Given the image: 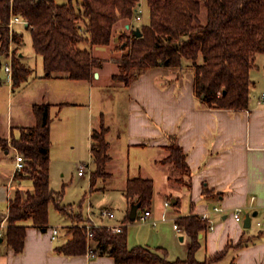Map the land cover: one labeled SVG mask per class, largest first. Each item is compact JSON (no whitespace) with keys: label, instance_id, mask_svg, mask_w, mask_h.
Wrapping results in <instances>:
<instances>
[{"label":"crops","instance_id":"obj_1","mask_svg":"<svg viewBox=\"0 0 264 264\" xmlns=\"http://www.w3.org/2000/svg\"><path fill=\"white\" fill-rule=\"evenodd\" d=\"M142 3L145 1L142 0L141 5ZM133 22L120 21L116 25L113 42L109 46L82 44L83 48L90 49L94 58L101 61L96 67L98 79L95 78L88 83L95 86L103 80L121 94L126 91L124 99L102 97L97 108L101 111L97 115L94 130L100 129L103 120L105 127L108 128L106 138L110 143L111 157L106 168L109 176L102 179L112 181L117 172V165L125 163L126 175L121 190L125 196L128 180L138 177L152 180L154 196L150 209L155 210L154 220L160 219L167 200L172 201L176 211L175 222L180 217L208 213L213 229L209 227L199 235L201 246L196 253L198 260H204L230 245L231 248L219 264H264V98L261 96L258 101L252 99V87L249 109L210 108L195 94V70L187 61L181 68L151 67L129 86L113 81L112 76L119 70L115 60L128 52L126 49L116 50L117 36L120 33L130 34L140 28ZM16 25L30 31L33 29L24 22ZM15 32L18 41L12 45L14 50L18 51L22 62L30 68L31 74L19 87H13L12 84H6L0 79V138H20L23 128L34 127L37 124L33 105L49 104L52 118L51 143L54 144L55 129L67 126L66 123L61 124L62 112L69 111V120H77L78 110L85 105L80 97L83 89L76 86L80 85L78 82L85 81L58 76L46 77L43 58H41L43 74L38 75L36 69L29 65L28 56L23 52L22 34L18 29ZM103 49H106V53ZM109 64L114 67H107ZM262 68L264 53H259L250 72L253 86L256 85L255 80L262 76ZM253 74H256L255 80ZM38 81L41 83L38 88L39 99L22 97L15 103L17 97L23 95ZM120 100L124 101L123 111L112 109ZM89 119L90 115L87 119L90 127ZM71 125L73 124L70 123L69 128ZM173 138L187 156V163L191 169L190 177L184 175L173 164L163 163L169 155L166 146ZM91 160L94 165L92 157ZM15 165L16 151L0 147V217L7 216L10 201L16 191L24 193L33 190L32 179L31 181L26 178L15 179ZM85 165L91 170L89 164ZM93 167L95 169V165ZM158 179L161 188H157ZM94 187L91 185V189ZM126 200L128 214L131 204L127 197ZM183 204L184 212L181 211ZM216 206L222 208V211L215 212ZM236 208L244 209L243 221L234 219L233 212ZM255 212L257 215L252 216ZM247 215L252 216L249 228L244 227ZM83 216L87 218V214ZM127 216L115 220L112 225L124 226ZM136 220L137 217L134 222ZM76 225L79 224L75 220L62 228L53 227L49 223V228L42 230L32 226L30 222L27 223L25 247L21 254H16L8 246L4 231L0 237L2 240L0 264H120L107 254L97 255L92 259L88 253L75 256L60 253L58 249L70 240L72 235L69 230ZM149 225L145 241L135 245L141 244L140 246L151 250L166 249L170 260L187 258L190 238L184 230L177 232L174 224L168 222H159L157 226L152 223ZM55 228H58L59 233L53 239ZM132 244L134 246V243ZM128 246L132 248L129 241Z\"/></svg>","mask_w":264,"mask_h":264},{"label":"trees","instance_id":"obj_2","mask_svg":"<svg viewBox=\"0 0 264 264\" xmlns=\"http://www.w3.org/2000/svg\"><path fill=\"white\" fill-rule=\"evenodd\" d=\"M150 20L139 28L141 36L120 33L119 48L128 49L117 58L118 73L113 81L129 86L151 67L181 68L185 61L195 70L196 96L210 108L245 110L251 102L253 82L250 72L257 54L264 53V0H144ZM142 0H0V65L2 56L9 55L17 34L11 28L12 16H20L32 27L33 47L42 56L45 76H58L75 81L95 80L96 67L101 64L82 44L105 47L113 42L116 25L132 21ZM205 8V13L203 14ZM204 16V17H203ZM134 33V32H133ZM13 87L26 82L30 68L21 58H12ZM37 119L34 127L23 128L20 138H11L12 148L23 155L25 168L15 179H32L33 190L16 191L8 209L6 241L16 254L25 247L27 223L39 229L49 227V207L62 193H55L50 184L51 165V105L35 104ZM103 120L100 129L92 133L91 154L95 169L91 173L94 187L99 178H107L110 143ZM0 147L9 149L6 138ZM171 163L190 177L187 156L174 138L166 146ZM126 197L138 213L150 208L154 182L142 177L128 180ZM178 205V202L177 204ZM80 209L82 204L79 205ZM71 209V208H70ZM73 212V211H72ZM77 219L82 223L72 227L70 240L58 251L68 256L88 253L85 219L82 211ZM5 216L0 217V222ZM130 213L119 233L107 225L94 228L90 248L97 255L107 254L120 264H219L231 248L198 260L201 246L199 235L208 230L210 222L191 214L177 222L190 238L186 259L170 260L166 249L151 250L145 246H128Z\"/></svg>","mask_w":264,"mask_h":264},{"label":"rangeland","instance_id":"obj_3","mask_svg":"<svg viewBox=\"0 0 264 264\" xmlns=\"http://www.w3.org/2000/svg\"><path fill=\"white\" fill-rule=\"evenodd\" d=\"M205 13V8L203 14ZM204 17V16H203ZM150 20V12L146 2L141 5V16L140 20L134 21L136 25L142 27V25H147ZM127 22V21H126ZM20 31L19 33L23 36L24 46L23 52L28 56V63L32 68H35L38 75L43 74V66H42V57L41 55L35 53L33 48V38L32 32L29 29L24 28L23 26L14 25V29ZM130 34H134L133 32ZM116 37V36H115ZM122 39H119V35L116 40V48H119L120 42ZM104 52L106 53V49ZM128 50V49H126ZM19 57L18 51L14 50V45H11L9 55L2 56L1 65H0V79L1 81H5L6 84H9L6 81L7 73L5 72L6 64L11 63V58ZM107 67L112 68L114 65L109 64ZM118 69V67H117ZM262 76L256 79L253 74L256 85L253 86L252 89V99L255 101L259 100L264 93V68H262ZM98 79V78H97ZM50 82V81H44ZM39 81L33 84V86L26 91L23 95L17 97L15 100L19 102V100L24 97L25 99H39ZM43 84V83H42ZM80 85L78 89H83L80 97L82 98V103L85 105L80 107L78 110V119L77 120H69V111L62 112L61 119L62 123H66V128L63 126L58 127L54 131L55 139L54 144H52V165L50 171V184L51 189L55 193H62V196L58 199V204L61 207L68 208V213L60 212L56 208L55 203H51L49 207V223L53 227L62 228L66 225H69L75 221L77 224H81V222L77 219L79 213L91 215L99 224L102 225H112L118 219H123L127 214V200L125 194L121 191L122 185L125 180L126 175V164L121 163L117 165L116 174L112 181L103 180L99 178L95 184V187L91 189V170L94 169V165L92 163L90 146L92 143V132L96 128L94 125L97 122V115L100 113L97 108L100 104V99L102 97H126V91L121 92L116 91L115 88L109 87L103 80L99 81L97 85H91L87 81L84 83L78 82ZM122 100V99H121ZM117 101V103L112 106V109L116 108L118 111H123L125 108L124 101ZM88 104L90 106H88ZM90 109V112H89ZM89 112V113H88ZM88 115H90V127L89 122H87ZM72 118V117H71ZM93 121V124L91 122ZM70 123L73 125L70 126ZM94 125V126H92ZM9 149H13L11 146V139H7ZM83 164H89L90 169L87 168V173L84 176H80L79 166ZM159 177V176H158ZM28 179V178H26ZM29 181H31L29 179ZM105 187V189H102ZM157 188H161L160 180H157ZM159 191V190H158ZM160 199V198H159ZM80 204H82V208L80 209ZM101 207L113 209L115 213V219H102L101 217ZM71 208V209H70ZM185 208V204L182 206V212ZM73 211V212H72ZM131 211V210H130ZM153 213L155 210L152 208ZM164 211V209H163ZM162 211V213H163ZM174 212H176L171 206L167 209L168 219L166 221L161 220L162 213L160 215L159 222H168L170 224H174ZM150 223H140L139 221H135L129 223L128 228V241L130 242V246L133 248L135 246L141 245L136 244L138 242H143L146 239L148 234V228L150 227ZM157 224V225H158ZM64 234V232H62ZM134 243V246L133 244ZM179 244V241H177Z\"/></svg>","mask_w":264,"mask_h":264},{"label":"built area","instance_id":"obj_4","mask_svg":"<svg viewBox=\"0 0 264 264\" xmlns=\"http://www.w3.org/2000/svg\"><path fill=\"white\" fill-rule=\"evenodd\" d=\"M140 15H141V9L140 7L137 8L135 16L133 18L132 21H138L140 19ZM23 22L22 18L20 16H12L11 18V23L10 26L11 28L14 27L15 24L21 23ZM5 72L7 73V78L6 81L9 84L13 83V66H12V58H11V63L10 64H6L5 67ZM262 98H264V94L262 95ZM14 150V149H13ZM25 168V159L23 157L22 154H20L19 152L16 151V165H15V170H14V174L18 173V172H22ZM87 168L88 166L83 164L79 167V175H84L87 173ZM171 206H173V203L171 200H167L164 203V211L162 213L161 216V220L162 221H166L168 219V214H167V209L170 208ZM215 212H221L222 208L220 207H215L214 208ZM101 217L102 219H113L115 218V213L110 210V209H103L101 210ZM154 214L152 209L147 208L143 211H141L140 213L137 214V220L140 223H152L154 226H157L158 221L159 220H154ZM202 220H207L210 222V229H213L212 226V222H211V218L209 216L208 213H203L201 216ZM233 217L236 221H243L244 219V209L243 208H236L233 212ZM7 219L8 216H6L1 222H0V237L3 236L4 231H6V227H7ZM85 228H86V236H87V245H88V256L90 258H95L97 256V254H95L93 252V250L90 248V243L94 238V228H97L99 226H102V224H99V222H97L91 215H87V221L84 223ZM109 230L113 233H119L122 231V225H107ZM174 229L177 232L183 231V227L176 221L174 223ZM59 230L58 228H55L53 230V239L56 238V236L58 235Z\"/></svg>","mask_w":264,"mask_h":264},{"label":"water","instance_id":"obj_5","mask_svg":"<svg viewBox=\"0 0 264 264\" xmlns=\"http://www.w3.org/2000/svg\"><path fill=\"white\" fill-rule=\"evenodd\" d=\"M26 25L28 26V24H26ZM128 28H129V25H128ZM134 34H136L137 36H141V33H140L139 29L134 30ZM98 77H99V74H98V72H96L95 73V78H98ZM137 212H138L137 206H133L131 208V211H130V219L132 221H134L136 219ZM256 215H257V212H255L252 216H256ZM252 216H250V215L246 216L245 221H244V227L249 228L251 226V218H252ZM1 241L2 240L0 239V242Z\"/></svg>","mask_w":264,"mask_h":264}]
</instances>
